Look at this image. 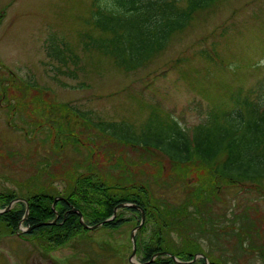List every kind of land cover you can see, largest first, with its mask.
<instances>
[{"label": "rangeland", "instance_id": "rangeland-1", "mask_svg": "<svg viewBox=\"0 0 264 264\" xmlns=\"http://www.w3.org/2000/svg\"><path fill=\"white\" fill-rule=\"evenodd\" d=\"M93 9L94 0H0V194L27 197L23 184L32 176L46 179L54 164L86 160L90 147L74 145L76 135H81L91 146L98 147L90 141L97 139L100 148L108 150L104 154L119 168L116 175L123 172L125 162L113 152H125L131 166L123 173L151 191L148 198L141 194L145 200L156 197L180 204L187 195L185 183L176 172L172 179L179 183L166 186L168 178L159 164L150 162L148 149L164 164L169 159L150 147L143 134L149 139L156 131L165 133L172 119L190 132L212 110L220 115L231 108L236 93L255 97L264 79V0H217L175 33L165 50L133 71L83 48V32L98 35L90 22ZM54 34L81 56L83 70L77 78L59 74L58 62L47 57L46 42ZM97 122H116L117 133L122 126L130 131L131 140H108L101 132L108 123L95 127ZM60 144L62 148H57ZM42 169L49 171L40 175ZM190 179L195 184V177ZM53 185L64 195L69 183L57 178ZM220 190L211 213L221 219L213 224L225 229L221 237L211 236L216 246L212 256L226 264H264V249L257 248L264 247V240L244 229H260L264 236V179L222 182ZM120 211L127 218L121 227L81 230L66 245L50 251L32 234L17 236L0 229V264H132V231L140 217L132 210ZM153 226L147 224L140 239L149 240ZM252 241L259 243L251 245ZM202 243L206 251L210 249L211 244ZM244 249L248 253H242ZM141 256L138 249L135 260Z\"/></svg>", "mask_w": 264, "mask_h": 264}, {"label": "trees", "instance_id": "trees-1", "mask_svg": "<svg viewBox=\"0 0 264 264\" xmlns=\"http://www.w3.org/2000/svg\"><path fill=\"white\" fill-rule=\"evenodd\" d=\"M216 1L94 0L95 9L92 10L90 22L98 30V35L91 31L83 32V48L112 58L117 66L126 71L136 70L165 50L172 36L185 30L198 11L211 7ZM45 48L47 57L58 62L56 70L59 74L78 77V72L83 70L82 59L67 41L54 34L47 40ZM182 60L180 58L178 62ZM84 118L88 120L87 116ZM99 123H108V127L101 130L108 140H131L130 131L122 126L119 128L123 131L117 133L118 128L114 125L116 122H97L93 125L99 127ZM142 138L150 147L168 157L169 164H164L153 153L154 150L148 149L152 155L150 162L159 164L168 178L166 186L172 187L179 183L172 179L176 172L179 174L178 179L185 183L187 195L180 204L165 199L160 201L156 197L145 200L144 196L148 198L151 191L146 190L147 187L138 180H129L126 173H123L126 167L128 171L131 166L125 152H113L118 154L116 156L119 161L124 158L125 162L123 172L119 170L121 172L116 175L115 170L119 168L105 155L108 150L103 151L97 139L90 140L98 146L95 148L81 135H76L74 145L90 147L87 159L76 160L67 166L64 162H59L54 164L53 172L42 169L40 175L49 171L46 179L38 175L28 179L23 184L29 192L24 197L27 202L18 201L10 210L0 213V229L16 234L27 206L30 210L24 225L52 221L59 215L54 225H43L29 232L47 243L50 247L41 242L50 251L51 247L66 245L79 231L88 229L81 224L80 214L72 211V208L79 209L85 222L93 225L111 217L120 203L130 202L142 206L146 211L147 220L140 235H137L140 245L138 249L143 251L145 261L166 250L183 261H192L195 255L202 253L208 257L210 264H226L220 257L212 256L215 244L211 236L221 237L225 229L224 226L213 224L221 219H215L211 213L212 205L214 199L219 198L220 183H258L264 179V79L258 83L255 97L236 93L231 108L220 115L212 110L207 120L196 124L190 132L172 119L165 133L156 131L149 135V139L148 134H143ZM62 146L60 144L57 148ZM135 161L139 162L140 159L134 160V164ZM137 171L146 173L143 169ZM191 177H195V184H191ZM57 178L69 183L64 195L53 185ZM58 196H64L67 201L58 199L54 209L53 203ZM15 198L18 197L11 193L0 194L1 209H5ZM123 209L132 210L141 218L140 210L131 207ZM119 212L104 227H121L127 218L122 217V211ZM150 222L154 226L149 240L144 237L140 239ZM244 229L253 231L258 241L264 240L260 229L252 230L255 228L251 229L249 226ZM175 232L181 240V246H177L173 234ZM237 235L242 237V233ZM202 242L211 244L210 249L206 251ZM256 243L259 242L252 241L251 245ZM257 248L263 252L264 247L257 245ZM242 253H248V249H244ZM233 258H237L235 254ZM152 264L177 263L172 257L165 256L158 257ZM188 264L206 262L200 258Z\"/></svg>", "mask_w": 264, "mask_h": 264}, {"label": "water", "instance_id": "water-1", "mask_svg": "<svg viewBox=\"0 0 264 264\" xmlns=\"http://www.w3.org/2000/svg\"><path fill=\"white\" fill-rule=\"evenodd\" d=\"M58 199L66 200V198H63V197H56L55 202L53 203V208H54V209H55L56 201H57ZM18 201H24V202H27V200L24 199V198H15V199H13V200L11 201V203H10L5 209H2V210L0 209V213H3V212H6V211L10 210V209L12 208V206H13L16 202H18ZM124 207H131V208L139 209V210L141 211V214H142L140 224H139L136 228H134V230L132 231V239H133V244H134L133 252H132V255L130 256V262H131L132 264H151V263H153V262L155 261V259H156L159 255H161V254H167V255L171 256V257H172L177 263H179V264H188V263H192V262H194V261L197 260L198 256H200V257L204 258L205 260H207L206 257H205L203 254H197V255L194 257V259H193L192 261H183V260H180V259H179L176 255H174V254H171V253H168V252H162V251H161V252L156 253L155 255H153V257H152L150 260L146 261V262H139V261H136V260L134 259V257L136 256V253H137L136 231H137V230H140V229L142 228V226H143V224H144V222H145V219H146L145 209H144L142 206L138 205V204H135V203H124V202H123V203H120L118 206L115 207V209H114V213H113V215H112L110 218H108V219H106V220H104V221H102V222H100V223L94 224V225H90V224H88V223L85 222V220H84V216H83V213H82L79 209H77V208H72V211H76V212H78V213L80 214V222H81V224H82L84 227L93 230V229H96V228H98V227L104 225L105 223H108V222L114 220V219L117 217V215H118V210H119L120 208H124ZM29 210H30V208H29V206H27L26 213H25V215H24V217H23L21 223H23L24 221L27 220V217H28V214H29ZM58 216H59V215H57V218H55V219L52 220V221L39 222V223L34 224V225H28L26 229L20 227V228H21V231L18 232L17 234H18V236H23V234H24L25 232H30L31 230H33V229H35V228H38V227H40V226H43V225H54L55 223H57ZM21 223H20V225H21ZM207 264H209L208 261H207Z\"/></svg>", "mask_w": 264, "mask_h": 264}, {"label": "flooded vegetation", "instance_id": "flooded-vegetation-1", "mask_svg": "<svg viewBox=\"0 0 264 264\" xmlns=\"http://www.w3.org/2000/svg\"><path fill=\"white\" fill-rule=\"evenodd\" d=\"M141 253H142V256L140 257V261H141V262H144V256H145V255H144L143 251H141Z\"/></svg>", "mask_w": 264, "mask_h": 264}, {"label": "bare ground", "instance_id": "bare-ground-1", "mask_svg": "<svg viewBox=\"0 0 264 264\" xmlns=\"http://www.w3.org/2000/svg\"><path fill=\"white\" fill-rule=\"evenodd\" d=\"M67 201V200H66ZM120 213V212H119Z\"/></svg>", "mask_w": 264, "mask_h": 264}]
</instances>
